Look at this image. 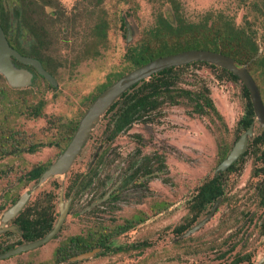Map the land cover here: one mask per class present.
<instances>
[{"label":"flooded vegetation","instance_id":"1","mask_svg":"<svg viewBox=\"0 0 264 264\" xmlns=\"http://www.w3.org/2000/svg\"><path fill=\"white\" fill-rule=\"evenodd\" d=\"M253 1L258 15L256 8L261 2ZM105 2L75 0L68 8L65 0H0V28L8 48L20 58L9 55L7 61L16 71L23 73V76L10 81L0 71V255L44 238L58 222L61 207L66 212L64 220L46 243L55 242L53 264L68 262L70 258L86 252L95 251L89 259L100 251L102 255L111 252V246L117 239L131 233L145 223L150 214L155 216L165 207L161 202L121 223L115 220L119 205L127 203L130 196H144L149 190V180H159L158 177L166 172L159 148L161 135L149 128L155 120L163 117L165 106L176 107L186 103L199 117L208 115L222 120L216 108L217 114L208 108L204 113L195 112V101L181 98L176 105V92L188 90L176 85L177 71L194 65L169 68L180 69L173 72L174 79L166 94L150 97V87L157 84L156 80L150 79L157 74L128 89L96 123L87 141L80 146L70 169L36 187L43 173L65 152L94 100L118 79L149 62L133 67L132 53L145 50L149 42L161 39L158 32L162 30L164 20L176 26V12L186 20L173 1L175 22L158 15L154 25L128 46L123 56L127 67L124 71L98 86L93 96L87 97L79 92L73 95L67 90L75 87L81 63L88 58L100 57L101 50L106 48L111 26L101 15ZM213 14L206 12L198 21L191 23H198L205 15ZM259 16H255L252 23ZM252 23L246 18L243 26L255 28ZM120 28L125 31V40L129 43L133 32L124 16L120 19ZM255 40L260 55L257 31ZM21 59L39 64L26 63ZM261 69L264 71V66ZM63 76H67L66 81H61ZM204 90L211 100L208 89ZM188 91L193 98L202 92ZM244 116L245 111L237 122L234 130L237 133L232 142L228 144L223 140V143L216 144L210 167L203 175L194 178L186 213L173 230L179 238H187L183 237L186 232L204 222L190 236L195 255L204 253L207 264H257L264 258V128L255 121V113L249 125L253 124V134L247 139L246 151L228 169L217 171L249 128L241 125ZM140 125L145 126L146 131L135 129ZM123 137L130 142L128 148L118 147ZM123 149L129 151V156L124 159L120 158L124 154ZM144 149L157 152L142 156ZM246 166L252 178L242 182L239 174ZM110 168V173L106 174ZM73 169L83 171L70 174ZM254 180L255 183L252 182ZM22 186L25 187L20 190ZM24 194H29V197L22 210L11 219L4 220L5 212ZM68 218H74L80 226L77 235L63 236ZM69 243L85 251L66 258ZM144 246L145 243L131 244L113 252ZM60 248L63 252L61 259H57L56 251Z\"/></svg>","mask_w":264,"mask_h":264},{"label":"rangeland","instance_id":"2","mask_svg":"<svg viewBox=\"0 0 264 264\" xmlns=\"http://www.w3.org/2000/svg\"><path fill=\"white\" fill-rule=\"evenodd\" d=\"M173 1L176 2L181 15L189 22L198 21L206 12L222 13L235 20L239 26H243L246 18L252 23L255 16L258 17L253 8L255 2L253 0L245 3L241 0H106L101 9V15L106 17L111 26L106 48L101 50L100 57L88 58L81 63L79 72L76 73L75 87L67 91L73 95L79 92L87 97L93 96L98 86L106 83L114 74L124 71L127 67L123 56L128 46L154 25L158 15L170 19L172 23L175 22ZM65 2L70 8L75 0ZM123 16L130 23L133 32V38L129 43L125 40V31L120 28V19ZM260 23L261 18L252 24L257 29L260 52H263L264 28ZM257 72L259 78L264 80L261 66ZM176 75V85L179 88L193 92L207 88L208 95L222 120L208 115L199 117L193 113L192 106L186 103L176 107L165 106L162 111L163 117L155 120L149 128L161 135L159 148L166 172L158 177L159 180H149V190L144 196H130L127 203L119 205L115 220L121 223L125 219L149 211L161 202L165 204L163 211L155 216L150 214L145 223L117 239L111 246V252L102 255L100 251L91 259L62 264H207L203 251H198L203 254L195 255L192 237L179 238L173 230L181 223V218L186 213L194 178L203 175L210 167L211 155L214 154L216 144L223 143V140L228 144L232 142L234 134L237 133L234 130L237 129V122L244 114L247 101L243 97L242 83L229 80L219 68L194 65L177 71ZM66 80L67 76L61 78V81ZM262 96L264 98V91ZM135 129L140 132L146 131V127L142 125ZM225 130L229 132H224ZM128 145L129 140L123 137L118 147L128 148ZM123 151L124 154L120 157L122 159L129 156V151L126 149ZM155 152L157 151L144 149L141 155L150 156ZM112 168L106 174L110 173ZM80 171L83 170L73 169L70 174ZM249 171V167L246 166L239 174L240 181L251 180ZM252 182L255 183L256 180ZM24 187L22 186L20 190ZM63 230V236H71L77 235L81 228L74 218H68ZM142 243L146 246L113 252L117 248ZM55 247V242H50L36 250L0 260V264H53Z\"/></svg>","mask_w":264,"mask_h":264},{"label":"water","instance_id":"3","mask_svg":"<svg viewBox=\"0 0 264 264\" xmlns=\"http://www.w3.org/2000/svg\"><path fill=\"white\" fill-rule=\"evenodd\" d=\"M9 55H14L19 58L16 53L8 48L5 37L0 28V71L3 72L10 81H13L16 78L23 76V73L16 71L11 66V64L8 63L7 58L9 57ZM21 60L26 63L36 64L37 66L39 64L36 61H29L28 59ZM193 62L213 64L237 76L249 93L250 101L255 113V121H257L259 125L264 128V104L256 83L247 71L248 64L242 65L228 56L208 50H187L177 54L158 57L150 60L148 63L132 70L130 73L118 79L115 83L107 87L94 100V102L91 104L84 117L82 118L77 131L73 136L70 144L66 148L65 152L60 156L57 162H55L49 169H47L43 173L36 187L43 185L49 178L53 176L64 175L70 169L74 158L79 152L80 146L87 141L90 132L95 128L96 123L101 120L102 116L107 112L112 104L128 89L141 81H148L153 75H156L166 69L181 67ZM252 129L253 124L244 134L240 136L226 159L217 167V171H225L226 169H228V167H230V165L246 151L247 139L253 134ZM28 197L29 194H24L23 196H21L19 201L5 212L3 219L8 220L16 216L24 207ZM65 215L66 212L63 207H61V213L58 222L51 232H49L44 238L38 241L19 246L15 249H11L1 254L0 260H5L23 252L35 250L48 243L59 230ZM203 224L204 222L190 229L184 234L183 237L192 235ZM94 253L95 251L80 254L78 256L70 258L68 262H77L89 259ZM263 261L264 258L260 259L257 264H261Z\"/></svg>","mask_w":264,"mask_h":264},{"label":"trees","instance_id":"4","mask_svg":"<svg viewBox=\"0 0 264 264\" xmlns=\"http://www.w3.org/2000/svg\"><path fill=\"white\" fill-rule=\"evenodd\" d=\"M261 5L256 8L258 16L261 18L260 26L264 28V0H260ZM256 27L238 26L233 19L228 16L217 13L212 16L205 15L198 23H191L184 20L177 15L176 12V26L169 24L167 20L162 22V30L159 33L160 40L149 42L147 49H139V51L132 53L131 64L133 67L142 65L155 58L175 54L184 50L200 49L209 50L216 53L229 56L236 62L244 65L249 64L247 70L255 81L260 96L264 104L262 92L264 91V80L259 78V66L264 65V51L259 55V45L255 40ZM254 36H252L251 34ZM190 65H208L206 63L195 62ZM189 66V65H188ZM213 68L215 66L208 65ZM177 69H168L160 72L155 77L153 76L150 81L156 80L157 84L150 87L151 96L160 97L169 90L172 85V74ZM228 78L233 81H238V78L226 70H221ZM167 74V76H166ZM243 96L247 100L245 108V116L241 119L243 128H248L253 122L254 110L249 99L247 89L242 86ZM207 90L199 93L198 96L192 97L190 91L180 90L176 92V105L179 104V99L185 98L190 101H195L194 111L197 113H204L205 108L211 109L214 114L217 111L212 101L205 95ZM202 100V101H201ZM141 105V103H139ZM68 255L66 258L77 254V252L85 251V249L74 247L69 243ZM63 249L56 251V258L61 259Z\"/></svg>","mask_w":264,"mask_h":264}]
</instances>
